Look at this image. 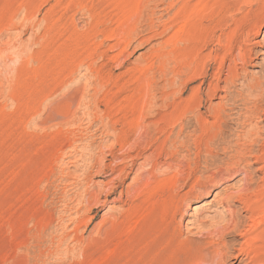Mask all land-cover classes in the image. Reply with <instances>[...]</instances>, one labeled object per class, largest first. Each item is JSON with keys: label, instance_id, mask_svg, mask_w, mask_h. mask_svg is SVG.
Wrapping results in <instances>:
<instances>
[{"label": "rangeland", "instance_id": "obj_1", "mask_svg": "<svg viewBox=\"0 0 264 264\" xmlns=\"http://www.w3.org/2000/svg\"><path fill=\"white\" fill-rule=\"evenodd\" d=\"M263 15V0H0V264H103L137 238L115 222L151 169L167 200L186 194L182 238L203 244L198 219L241 216L224 263L245 264L239 231L262 214L218 201L264 188V98L247 96L258 83L264 96ZM251 16L234 79L221 61Z\"/></svg>", "mask_w": 264, "mask_h": 264}, {"label": "bare ground", "instance_id": "obj_2", "mask_svg": "<svg viewBox=\"0 0 264 264\" xmlns=\"http://www.w3.org/2000/svg\"><path fill=\"white\" fill-rule=\"evenodd\" d=\"M255 11L256 10L254 9L251 10L252 16H254ZM252 16L250 17V22L244 21L245 23L243 24L242 28L247 27L246 31H242L241 33L238 31L240 33V35L237 36L239 40H236L237 42L233 43L232 46L236 43L237 45L231 47V50H228V54L226 53L227 55H225L221 61L223 63L227 56H230L232 58L235 66L230 67L228 73H230V75L234 79L237 77L236 64H244L245 62L252 60L251 55L253 52L251 51V49L246 47L245 43L249 41L252 33H256L254 31V22H257L256 24H259L258 22H262V20L264 19L263 15L253 22ZM237 37L235 39H237ZM222 46L224 45H220V47H218L221 48ZM234 48L237 49V53L232 56ZM216 59L217 56L215 55L214 61H216ZM257 87H259V89H251V91H249V94L246 95L248 96V98L259 103L263 101L264 96L262 90H260L259 83ZM216 89L217 87H215L211 91L212 95L213 93H215ZM226 108L227 107H223L224 110ZM261 119L262 122H264V118ZM222 123H227V121L224 120V116L217 113L214 117L212 128L220 130ZM258 128L259 122H255L251 125L248 140H251V138L253 139V137L258 136ZM210 134L211 133L209 132L208 134L204 133L203 137H205V139L208 138L212 140L213 137H211ZM205 144L206 142L204 143V145ZM262 155L264 156V151ZM117 171H119V175L120 172H122L120 168L117 169ZM150 172L151 173L149 174V176H143L142 178H140V180L138 181L139 184L137 183L138 185L136 189L133 190L134 192L126 198L127 200H123L128 202H126L128 204V207L126 206L127 208H125L124 211L119 212L121 215L115 222L117 224L116 227L118 228L119 232H125L124 234L127 233V236L129 238H133L131 237V235H137V238L132 239V241H129V244L125 245L121 244L120 242L121 246L117 245L118 247L113 252L108 253L109 250L107 249L103 264H226L224 263V260L227 254V251H225L227 248L226 243H224L223 240L224 238H226L225 236L230 234V227H232L231 231H234V229L236 228L233 224L234 220H237L241 216H238L237 219H234L233 217L226 219V214L221 212L220 214H217V216H213L210 221L204 218L198 219V224L195 223L196 226H199L198 228L206 227L208 228V230L211 229L212 231L208 233L207 237L210 240L203 244H201L200 241L193 242L186 237L182 238V230L175 221L176 217L181 214L182 197H184L186 194H177L173 198L171 196L170 199L167 200L165 192L160 191L162 181L156 180V175H154L153 169H151ZM176 176L177 175H174L171 178L177 179L178 176ZM250 183V180L246 181L243 184V187L236 193L228 194L226 197L220 199L218 203L223 204V211H225L226 213L228 211V208H226L225 205H230L233 202H238L242 205L244 212L250 213L251 217L253 216V213L262 214V219H257L259 220V222H257L256 220L257 223L254 224L256 226L252 231H250V233H247L248 231H246V228H243V231H239L241 236L244 237L247 235L248 238H246L247 240L244 242V245L238 247V255L244 256L247 259V262L245 264H264V188L252 193L248 192L246 191V189L251 186ZM195 185H198V183L196 182ZM121 195L122 194H120L119 196L120 201L122 199ZM170 200H172L171 203L169 202ZM219 230H221L222 236H218L217 240L211 239V237L216 235L217 232L220 233ZM226 230L229 231L226 232ZM117 243L119 244V242ZM103 244L101 246H103Z\"/></svg>", "mask_w": 264, "mask_h": 264}]
</instances>
